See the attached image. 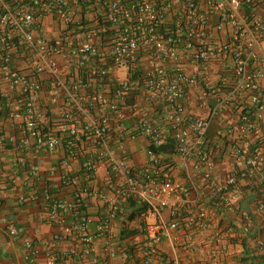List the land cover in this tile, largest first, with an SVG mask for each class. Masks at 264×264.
I'll return each instance as SVG.
<instances>
[{
  "label": "built area",
  "instance_id": "2783aa9c",
  "mask_svg": "<svg viewBox=\"0 0 264 264\" xmlns=\"http://www.w3.org/2000/svg\"><path fill=\"white\" fill-rule=\"evenodd\" d=\"M139 137L148 141L143 172L150 174L140 184L117 156ZM168 138L180 158L196 156L194 173L214 186L226 208L234 206L232 188L264 172V0H0V158L11 141L15 165L32 177L41 176V167L18 155L25 149L62 152L65 180L81 158L88 180L104 162L110 174L129 177L150 205L142 238L134 239L142 264H152L168 230L212 225L205 206L189 214L192 187L153 150ZM216 154L232 165L221 176ZM43 188L50 222L91 244L89 216L77 203L85 207L95 192L80 189L73 200H55ZM68 209L76 212L72 224L64 217ZM165 209L169 223L160 218ZM258 212L264 220V194ZM8 227L17 237V227ZM106 230L100 224L98 234ZM228 233L216 231L215 238L224 241ZM228 249L221 242L220 253ZM57 258L51 254L47 263ZM213 262L221 264L216 255Z\"/></svg>",
  "mask_w": 264,
  "mask_h": 264
},
{
  "label": "crops",
  "instance_id": "0c3cea01",
  "mask_svg": "<svg viewBox=\"0 0 264 264\" xmlns=\"http://www.w3.org/2000/svg\"><path fill=\"white\" fill-rule=\"evenodd\" d=\"M217 122L213 123L210 134H215ZM7 150L0 158V264H48L51 254L58 256L55 264H96L94 259L107 261L109 264H142V249L134 245V239L142 238L144 220L139 218L138 206L145 203L138 191L130 188L129 177L110 174L106 162L100 164L92 179L88 180L83 169L84 159L72 161L68 170L71 178L63 179L62 152L44 150H22L18 155L25 157L29 164L41 167V176L32 177L27 168L15 165L18 161L13 154V143L8 141ZM148 141L139 137L130 141L126 150L117 151L132 169V178L145 183L150 174L143 172L148 165ZM218 155V154H216ZM195 155L183 159L175 153L164 155L167 164L176 177L192 187L188 200L189 214L195 213L201 206L207 209L211 227L201 231L195 227L168 230L158 244L152 264H214L216 255L221 264H264V220L258 212V200L264 194V172L249 180H243L230 190L234 195L232 208H226L220 202L214 186L196 176L193 170ZM223 155L217 157V175L225 174L232 166ZM230 160V159H229ZM20 191L12 189L13 185ZM48 185L53 199L73 200L80 189H92L95 195L86 198L85 212L89 216L88 230L94 236L91 244H84L74 230L71 234L63 231L56 222H50L51 204L43 199V187ZM134 205H132L133 203ZM116 208L115 216L110 220L111 212ZM76 212L68 209L64 212L67 224H72ZM162 221L172 219L169 209L161 211ZM13 223L19 234L10 236L8 224ZM107 224L105 234H98L99 225ZM126 230H136L134 236H127ZM229 230L225 242L227 253L221 254V242L215 238V232ZM56 234H66L55 239ZM125 235V236H124ZM195 241L189 245V238ZM263 240V244H259ZM34 249L27 248L26 243ZM115 251L109 254V249ZM35 253H34V251Z\"/></svg>",
  "mask_w": 264,
  "mask_h": 264
},
{
  "label": "trees",
  "instance_id": "16d2710c",
  "mask_svg": "<svg viewBox=\"0 0 264 264\" xmlns=\"http://www.w3.org/2000/svg\"><path fill=\"white\" fill-rule=\"evenodd\" d=\"M153 150L158 154L171 155V154L175 153V142L172 138H168L167 144L163 145L162 147H158V148L153 147ZM166 168H170V167L168 166ZM77 204H79V206H78L79 210L85 209L82 200L79 201V203H77ZM132 205H134V203ZM137 206H138L139 218L142 220L144 213H146L150 209V205L148 203H143V204H140ZM126 234L129 237L134 236L137 234V231L136 230H130V231L126 230Z\"/></svg>",
  "mask_w": 264,
  "mask_h": 264
}]
</instances>
